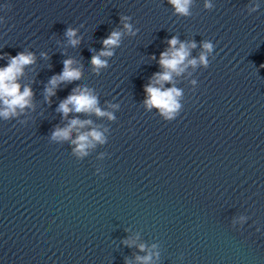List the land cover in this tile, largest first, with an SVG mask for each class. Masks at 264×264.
<instances>
[{
    "label": "clouds",
    "instance_id": "1",
    "mask_svg": "<svg viewBox=\"0 0 264 264\" xmlns=\"http://www.w3.org/2000/svg\"><path fill=\"white\" fill-rule=\"evenodd\" d=\"M167 3L172 7L173 15L178 17H191L194 0H167ZM204 9L212 10L214 4L211 0H204ZM261 5L258 0H251L246 10L249 15L257 12ZM4 9H10V5L5 4ZM132 18L127 15H120L121 27L113 29L107 38L102 40V48L99 52L92 49L93 55L91 58V71L99 76L102 71L110 67L109 60L115 55V50L119 48L124 37H135L139 32L131 23ZM7 21L4 16H0V25ZM83 27V25H81ZM80 29L67 27L64 36L67 38V43L75 48L83 37L78 35ZM168 48L160 53L158 64L162 71L154 73L149 83L144 86L145 99L143 100L144 109L147 112L155 110L157 114L166 122L175 120L183 110L184 90L176 86L174 76L180 77L188 69L195 71L198 67L207 69L210 66V59H215L213 52L215 45L210 40L200 42V52L197 57L191 56V50L197 48V43L194 40L180 41L177 36H172L167 41ZM41 57L48 59L46 52L40 53ZM7 60L6 66L0 67V120L11 121L16 120L20 125L28 123L27 117L29 111L35 110L34 96L30 84H22L21 81L26 75V68L37 63L36 54L32 51H21L17 55L12 56L7 53L0 55V60ZM152 59H156L155 56ZM264 68V64L260 65ZM83 64L74 58H68L63 61V70L56 75H53L43 90L44 101L51 104V98L56 95V91L61 84H69L75 81H80L83 78ZM191 76L192 72H188ZM192 89L197 87V80L189 81ZM165 84H171V87H165ZM107 109L100 107V99L96 90L87 85H77L72 89L64 100H62L56 111L62 114L64 119H68L70 113L85 114L86 116L95 115L97 118H106L110 122H115L117 117L115 112L119 111L120 104L106 102ZM86 128L90 130L83 131ZM102 129V130H101ZM77 135L73 138V132ZM107 134V135H106ZM110 128L101 125H93L91 119H81L79 116L68 119L64 127L57 125L51 132L50 142L63 144L68 142L72 145L71 154L77 160H83L88 157L98 146H104L108 143ZM110 154L100 152L97 155V160H104ZM102 173V167L96 168V174ZM250 219L246 215L234 216L231 219V226L236 229L237 226L243 225ZM259 231V229H257ZM137 238L129 237L122 241L127 247H132L137 244ZM138 248L141 252H146L144 256L137 255L135 257L138 264H152L153 257L159 259L160 252L157 244H152L150 247L144 243H140ZM125 264H131L130 260H125Z\"/></svg>",
    "mask_w": 264,
    "mask_h": 264
}]
</instances>
